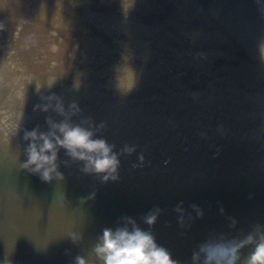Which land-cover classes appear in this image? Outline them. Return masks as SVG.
Here are the masks:
<instances>
[{
	"label": "water",
	"instance_id": "1",
	"mask_svg": "<svg viewBox=\"0 0 264 264\" xmlns=\"http://www.w3.org/2000/svg\"><path fill=\"white\" fill-rule=\"evenodd\" d=\"M179 1L0 0V264H100L91 248L122 217L177 264H201L210 239L264 232V62L224 0ZM52 94L115 152L135 146L118 180L84 173L64 149L61 181L20 167L24 131L65 119L33 110Z\"/></svg>",
	"mask_w": 264,
	"mask_h": 264
},
{
	"label": "clouds",
	"instance_id": "2",
	"mask_svg": "<svg viewBox=\"0 0 264 264\" xmlns=\"http://www.w3.org/2000/svg\"><path fill=\"white\" fill-rule=\"evenodd\" d=\"M259 51L261 59H264V40L259 45ZM36 91L39 93L40 87H36ZM40 100L43 103L35 104L34 111L38 109L47 113L51 109L65 119L57 123L47 118L49 128L47 132L40 131L39 127L24 131L23 139L28 141V144L25 148L26 159L20 167L37 175L43 182L61 181L64 177L58 171L57 156L59 149H64L67 156L83 162L81 170L84 173L99 175L102 181L118 180L119 155H130L135 151V146L125 145L120 153H117L114 151L115 146L103 138L96 137L90 126L69 123V114L65 112L60 97L55 94L41 95ZM69 109L71 114L79 111L75 103L70 104ZM103 127L101 123L99 128ZM138 159L143 162V156H139ZM93 196L94 193L87 199ZM192 207L196 209L197 216L202 215V211L196 205ZM174 211L182 213L183 209L178 204ZM160 212L159 208L150 210L143 217L144 223L153 225ZM182 220L181 216L180 222ZM121 221L122 223L114 228H103L91 248L92 254L100 264H177L168 250L156 243L150 231L142 229L131 217H122ZM68 235L73 243L81 239L72 232ZM249 245L253 246V250L244 258L243 264H264V232L259 231V226H256L255 233H249L243 240L218 238L201 244L199 246L201 264H238L241 261V249ZM4 264H10V261L5 258ZM74 264L88 262L84 257L77 256Z\"/></svg>",
	"mask_w": 264,
	"mask_h": 264
},
{
	"label": "rangeland",
	"instance_id": "3",
	"mask_svg": "<svg viewBox=\"0 0 264 264\" xmlns=\"http://www.w3.org/2000/svg\"><path fill=\"white\" fill-rule=\"evenodd\" d=\"M224 7L236 18L242 20L241 28L246 32V39L255 50L260 61L259 45L264 40V0H224Z\"/></svg>",
	"mask_w": 264,
	"mask_h": 264
},
{
	"label": "bare ground",
	"instance_id": "4",
	"mask_svg": "<svg viewBox=\"0 0 264 264\" xmlns=\"http://www.w3.org/2000/svg\"><path fill=\"white\" fill-rule=\"evenodd\" d=\"M179 1V0H178ZM180 2V1H179ZM199 3V2H198ZM193 5L194 6H196L195 4H192V6H191V10H189V11H187L188 12V14L190 15V16H196V18H198V16H199V13L200 12H198V10L196 9V7H194V9H196L195 11H194V13L192 12V7H193ZM221 11H222V9H221ZM198 12V13H197ZM197 13V14H196ZM241 48L239 47V46H237L236 45V53H240V50ZM247 53V52H246ZM240 58H242V59H244V58H247V56H245V55H243V54H241L240 55ZM218 82H220V81H218V80H216L214 83H218ZM219 87H220V91H228L231 87H232V82H230V81H226V83H219V85H218Z\"/></svg>",
	"mask_w": 264,
	"mask_h": 264
}]
</instances>
